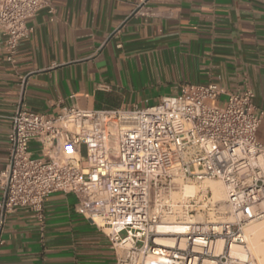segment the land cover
<instances>
[{"label":"built area","instance_id":"built-area-1","mask_svg":"<svg viewBox=\"0 0 264 264\" xmlns=\"http://www.w3.org/2000/svg\"><path fill=\"white\" fill-rule=\"evenodd\" d=\"M52 3L0 0L9 60L31 32L27 20ZM254 97L210 82L131 108L18 105L0 173V244L10 213L27 209L43 225L46 199L65 192L110 238L117 264H258L244 232L264 217V110ZM209 181L221 182L222 199Z\"/></svg>","mask_w":264,"mask_h":264},{"label":"crops","instance_id":"crops-1","mask_svg":"<svg viewBox=\"0 0 264 264\" xmlns=\"http://www.w3.org/2000/svg\"><path fill=\"white\" fill-rule=\"evenodd\" d=\"M52 8L27 20L14 61L0 43V173L20 104L45 114L61 103L131 108L184 83L214 82L251 88L264 110V0H53ZM258 138L264 144V116ZM30 149L41 154L37 141ZM76 205L73 193H52L43 225L27 209L10 213L0 264H117L110 238Z\"/></svg>","mask_w":264,"mask_h":264},{"label":"bare ground","instance_id":"bare-ground-1","mask_svg":"<svg viewBox=\"0 0 264 264\" xmlns=\"http://www.w3.org/2000/svg\"><path fill=\"white\" fill-rule=\"evenodd\" d=\"M210 186H212L214 190V196L215 198L219 199L221 195V189L214 183H209ZM196 190L193 186L186 187V193H194ZM255 221L252 220L251 223ZM247 239L250 238L251 246L254 249L255 253L257 252V255L259 257V261L261 264H264V238L262 236L264 235V228L260 224H253L249 229L247 230V233H245ZM264 237V236H263ZM249 244V243H248Z\"/></svg>","mask_w":264,"mask_h":264},{"label":"rangeland","instance_id":"rangeland-1","mask_svg":"<svg viewBox=\"0 0 264 264\" xmlns=\"http://www.w3.org/2000/svg\"><path fill=\"white\" fill-rule=\"evenodd\" d=\"M211 182H214V183L219 187V189H221V195H220L219 200L222 199L223 196H224V193H223V185H222L221 182H219V181H209L208 184L211 183ZM194 189L196 190L195 187H194ZM195 192H196V191H195ZM253 224H260V225L263 226V228H264V217L258 218V219H256L255 221H253L252 223L250 222L249 224H247V225L244 227V232L247 233V230H248L249 227H251ZM263 236H264V235H263ZM263 236H262V238H264ZM249 240H250V238L248 237L247 241H248V243H249V247H250V250H251V252H252V255L256 258L258 264H261L260 261H259V257H258V255H257V252L255 253V251H253L254 249L252 248V246H251V242H250Z\"/></svg>","mask_w":264,"mask_h":264}]
</instances>
